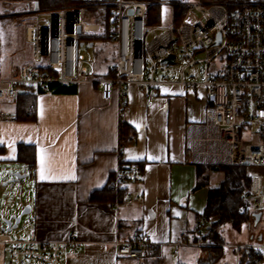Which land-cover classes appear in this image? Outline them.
Wrapping results in <instances>:
<instances>
[{
	"label": "built area",
	"instance_id": "1",
	"mask_svg": "<svg viewBox=\"0 0 264 264\" xmlns=\"http://www.w3.org/2000/svg\"><path fill=\"white\" fill-rule=\"evenodd\" d=\"M152 5L147 0H82L71 8L37 10V23L25 30L34 63L3 66L0 51V100L14 99L20 90L47 93L54 84L94 83L104 100L116 94L121 102L127 96L125 86L131 83L137 84L150 101L167 84L189 90L205 86L206 119L189 123L186 128L189 162L238 166L248 161L246 165L255 168L248 171L250 186L238 207L240 213L250 215V241L229 246L234 249L235 264H264V0L211 4L193 0L183 3L185 12L179 26L149 29L147 20ZM108 11L113 41L117 43L113 66L116 76L93 79L80 55L84 43L80 37L101 28L96 22L87 23V14ZM47 16L51 20L42 21ZM78 26L81 33L77 32ZM178 44L188 59L180 67L176 65ZM171 54L175 55V62L163 64L161 61ZM221 54L226 56V64L210 73L214 59ZM199 63L203 64L200 78L188 79L187 69ZM159 72H176L179 79L159 77ZM16 120L15 112L0 110V123ZM144 180L139 165L127 167L119 163L112 186L119 193L125 183ZM126 198L128 203L134 201L130 194ZM256 214H260L257 224ZM259 226L258 231L253 230ZM0 244L9 245L8 264H62L65 248L71 243L42 241L34 234L15 240L0 224ZM190 244L194 243L183 235L173 243V255ZM117 249V260L121 262L136 259L138 264H147L148 259L162 258L159 248L138 230L132 232L128 241L118 242ZM245 250L249 254L244 261Z\"/></svg>",
	"mask_w": 264,
	"mask_h": 264
},
{
	"label": "crops",
	"instance_id": "2",
	"mask_svg": "<svg viewBox=\"0 0 264 264\" xmlns=\"http://www.w3.org/2000/svg\"><path fill=\"white\" fill-rule=\"evenodd\" d=\"M13 3L0 0V7ZM158 76L167 77L163 72ZM196 76L186 72L188 79ZM66 86L76 91L59 93L51 88L34 93L33 118L0 123V161L24 164L31 179L27 201L31 211L22 219L23 235L15 240L34 234L42 241L70 242L62 264H122L117 243L128 241L138 230L159 248L162 258L156 259L164 262L183 235L193 242L187 232L192 228L189 211L197 221L193 229L203 225V213L188 203L187 189L198 178L185 137L189 123L206 119V87L189 90L167 84L150 101L131 83L121 102L116 94L104 100L94 83ZM20 143L37 148L34 173L18 160ZM119 163L137 164L144 171V182L123 186L126 197L130 194L134 201L91 199L112 183ZM196 186L192 193L206 189L207 202L210 186L195 190ZM8 251L9 245L0 244V264H8Z\"/></svg>",
	"mask_w": 264,
	"mask_h": 264
},
{
	"label": "rangeland",
	"instance_id": "3",
	"mask_svg": "<svg viewBox=\"0 0 264 264\" xmlns=\"http://www.w3.org/2000/svg\"><path fill=\"white\" fill-rule=\"evenodd\" d=\"M153 3V7L150 10V17L152 23L148 24V28L165 26H179L182 22L183 16L176 10L175 4H182L193 0H147ZM16 3L8 4L7 6L0 7V15L4 16V22L0 28V51H1V64L7 65H32L34 58L32 55V46L25 39V30L27 26L35 25L37 23V9H35V3L30 1H13ZM81 2L69 5L66 8H71L79 5ZM185 11V8H184ZM97 13V12H95ZM103 15V14H102ZM100 18V15L87 14L85 21L87 23L96 22ZM51 20L50 16L45 17L42 21ZM154 34L150 36L153 38ZM180 44L176 48L178 55L177 67L182 66L187 62V58L181 51ZM80 55L83 57L84 66L90 73V78L96 79L102 77V75L112 73V67L116 63L117 57V43L115 41H85L80 46ZM197 56H201L200 54ZM226 64V56L224 54L216 57L212 63V68L217 70L222 65ZM193 72L197 74L196 78H200L203 71V64L199 63L187 69V72ZM167 78L172 79L178 77L176 72L165 74ZM30 93H33L31 90ZM18 101L14 99L0 100V110L7 112H15L17 109ZM24 164L15 163L10 161H0V224L7 228V221H16V217L20 215L26 207H28L27 201L29 199L31 179L27 176L19 182H11L13 176L12 173L25 174ZM194 167V166H193ZM252 169L253 166L249 165ZM209 178L210 187L218 185L224 178V174L221 171H210L207 173ZM196 176L193 179V185L187 189V197L190 208L194 207L203 213V206L206 202V189L192 193V189L196 186ZM28 217L25 214L23 218ZM188 222L190 227L188 228V235L193 238L194 244L184 245L178 249L176 255L167 253L165 261L160 264H235V252L231 243H245L250 241L251 237V224L248 222L241 226L239 230L231 227L230 225H224L218 228V233L224 240V255L219 259H214L213 255L209 254L203 247L212 244L210 240H204V229H193L197 225L195 214L189 211ZM202 224H207L202 219ZM208 226V224L206 225ZM23 223L21 222L18 228L11 229V233L14 239H20L23 235L22 232ZM200 227V226H199ZM187 228V226H186ZM185 228V229H186ZM201 228V227H200ZM193 229V231H192ZM259 227L253 228V230H259ZM191 239V238H190ZM202 239V240H201ZM211 255V256H210ZM122 264H138L136 259H128Z\"/></svg>",
	"mask_w": 264,
	"mask_h": 264
},
{
	"label": "trees",
	"instance_id": "4",
	"mask_svg": "<svg viewBox=\"0 0 264 264\" xmlns=\"http://www.w3.org/2000/svg\"><path fill=\"white\" fill-rule=\"evenodd\" d=\"M12 1H30V0H12ZM35 3V9L37 10H57L66 8L69 5H74L75 3L82 2V0H31ZM205 4L211 3H232L234 1L241 0H197ZM153 6L150 7V10ZM175 8L181 15H184V6L182 4H175ZM100 18L97 19L96 23L100 24V31L94 34H82L80 39L81 42L89 41L91 44L94 41H113V26L110 21L111 12L108 11L102 15V13H95ZM5 17L0 15V28L2 27V22H4ZM152 18L148 14L147 23H152ZM116 76V70L112 67V73L102 75V77H114ZM53 91L59 93L74 92L75 88L68 87L66 85L54 84L52 86ZM34 93L29 91L23 94H17L15 99L18 101L17 109L15 111L17 119H29L33 118L34 108H35V98ZM124 126V125H123ZM122 126L121 131V143H125L124 139V127ZM122 145V144H121ZM18 160L29 166V169L34 173L37 165V148L34 145L20 143L18 145ZM250 167L249 165H238V166H228V165H196V175L198 178L197 186L195 188L199 189L201 187L209 185V178L207 173L210 171H221L224 174L223 180L215 186H212L208 190L207 202L203 212V220L207 224H203L204 228V240H210L212 244L204 246L203 248L213 255L214 259L219 260L224 255V240L222 236L218 233V228L224 225H230L231 227L239 230L242 225L247 224L250 221L249 214H242L239 212L238 207L241 203L242 194L249 189L250 186V176L248 175ZM126 197V189L122 188L119 193L114 191L112 183H110L103 190L94 193L91 199H104L107 201L121 200L123 201ZM197 215L196 217H199ZM201 227V225H200ZM203 230L202 228L197 227ZM196 228V229H197ZM202 240V239H201ZM249 252L247 250L243 253L244 261L247 258ZM210 255V256H211ZM158 259H149L147 264H160ZM183 264V263H180Z\"/></svg>",
	"mask_w": 264,
	"mask_h": 264
},
{
	"label": "water",
	"instance_id": "5",
	"mask_svg": "<svg viewBox=\"0 0 264 264\" xmlns=\"http://www.w3.org/2000/svg\"><path fill=\"white\" fill-rule=\"evenodd\" d=\"M130 13H132V11H130ZM81 31H82L81 26H78L77 27V32L81 33ZM218 42H220V34H218L217 43ZM91 45H93V44H91ZM161 62L163 64H173L175 62V55L171 54L167 58H164ZM23 93H24L23 90L19 91V94H23ZM245 164H248V161H246ZM11 175L13 176V178L11 179V182H19L23 178L27 177L28 174H26V173L25 174H20V173L16 172V173H12ZM30 211H31V208L28 206V207H26L24 209V211L20 215L15 216L16 217L15 223H13L12 220L7 221V228L6 229L8 231H10L11 229L18 228L19 224L22 222L23 216L25 214H29ZM255 217H256L255 224H257L259 222V219H260V214H256Z\"/></svg>",
	"mask_w": 264,
	"mask_h": 264
}]
</instances>
